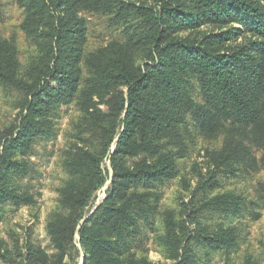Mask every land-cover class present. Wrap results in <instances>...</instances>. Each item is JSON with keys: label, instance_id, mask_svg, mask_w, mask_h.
I'll return each instance as SVG.
<instances>
[{"label": "trees", "instance_id": "16d2710c", "mask_svg": "<svg viewBox=\"0 0 264 264\" xmlns=\"http://www.w3.org/2000/svg\"><path fill=\"white\" fill-rule=\"evenodd\" d=\"M21 1L27 10L23 28L35 40L41 59L32 71L31 83H23L16 75V46L0 39V83L14 86L26 95V114L14 128L0 136V142L5 140L0 156V199L14 201L22 197L7 184L8 175L21 167V161L15 158L16 151L28 149L35 139V133H31V127L39 129L35 117L46 116L53 105L66 100L68 93L70 96L80 90L79 64L83 56L81 47L76 48L83 42L86 30L77 11L115 12L114 9L120 7L115 16L122 20L133 9L121 0ZM156 1L158 6L136 11L142 19L137 39L111 42L85 61L91 77L79 92V102L89 121L100 129L102 152L96 155L86 151L76 157L79 165L88 168L87 183L76 186L71 193L70 203L75 213L74 218L63 220L58 226V231L64 234L59 238L53 230L52 234H55L57 248H63L62 243L67 239L68 243L73 241L86 207L106 181L102 162L115 144L111 156L114 176L108 200L119 198L120 205L106 202L99 209L96 215L99 230L87 225L79 229L80 243L96 264H113L106 259L111 245L104 240L102 232L119 231L124 224L135 226L137 217L128 205L142 212L140 203L134 199L138 197L143 201L151 196L130 191L127 183L133 186L175 175L170 161L156 164L144 161L124 167L122 158L149 153V137L168 135L186 113L194 114L205 139H215L221 133L229 136L219 151L210 154L207 181L199 187L198 193L204 187L214 190L219 184L217 178L234 176L240 164L251 163L254 168H264V0ZM228 19L240 22L243 28L216 32L200 43L177 40L171 34L177 25L188 28L204 20L224 24ZM243 31L251 37L237 43ZM136 51L142 52V61L137 60ZM187 66L198 77L203 104H196L187 90L184 77ZM251 145L263 150L260 160L250 155ZM73 162L72 167L77 164ZM198 193L191 205L198 202ZM211 198L198 208L194 205L185 221L176 220L172 214L166 216L168 256L179 264L194 262L190 258L194 254V243L215 252L236 247L237 235L233 228H210L198 223V219L200 211L211 208L225 212L232 208L237 212L243 198L230 193ZM199 232L202 234L196 237ZM28 259L23 264L40 261L45 264L52 260L43 251L29 252ZM10 260L9 264H16ZM57 264H61V260ZM128 264L151 263L132 259ZM246 264L256 263L248 260Z\"/></svg>", "mask_w": 264, "mask_h": 264}, {"label": "rangeland", "instance_id": "374dc122", "mask_svg": "<svg viewBox=\"0 0 264 264\" xmlns=\"http://www.w3.org/2000/svg\"><path fill=\"white\" fill-rule=\"evenodd\" d=\"M121 1L133 7L122 20L115 16L120 7L114 9L115 12L80 9L76 13L86 30L83 42L76 48L78 50L81 47L83 56L79 64L82 71L79 92L91 77V70L85 64L89 55L111 42H127L131 37L137 39L142 19L136 11L159 5L156 0ZM57 11L60 12V9ZM26 18L27 10L21 0H0V39L13 42L16 46L17 79L29 84L32 71L41 59V52L33 37L23 28ZM231 20L228 19L224 24L204 20L188 28L177 25L171 34L177 40L200 43L216 32L243 28L240 22ZM250 37L248 32L243 31L237 43ZM68 44L72 45L70 41ZM135 55L138 61L143 60L142 52L136 51ZM184 77L191 98L196 104H203L198 77L190 66L186 67ZM79 92L70 96L68 93L66 100L53 105L46 116L37 115L35 121L39 129L31 127L35 139L28 149L16 151L15 158L21 161V167L8 175L7 184L16 189L22 200L0 199V264H9L10 259L16 264L28 262L29 252L32 251H43L52 258L45 264H57L60 260L61 264H96V260L86 253L80 243L79 229L87 225L95 231L99 230L96 220L99 209L106 202L120 205L119 198L108 200L114 176L111 156L115 152V144L102 162L106 181L86 207L73 241L68 243L67 239L62 243L63 248H57L55 234H52V230L57 238L64 234L58 231V226L63 220L74 218L75 213L70 203L71 193L76 186L87 183L88 168L79 165L76 157L86 151L96 155L102 152L100 129L89 121L81 109ZM25 99L23 91L0 83L1 137L26 114ZM172 127L168 135L149 137V153L122 158L124 167H133L144 161L148 164L170 161L174 165L175 175L145 184L132 186L127 183L130 191L151 196L143 201L138 197L134 199L140 203L142 212L128 205L137 217L135 226L124 224L119 231L102 232L104 240L111 245L106 259L113 264H128L132 259L146 260L151 264H179L168 256L165 242L167 214H172L178 221H185L194 205L198 208L211 197L230 193L243 198V204L237 212H233L235 210L232 208L227 210L229 212L216 208L200 211L198 223L210 228H233L237 235L236 247L215 252L194 243V254L190 257L194 262L189 264H246L248 260L264 264V168H254L251 163H247V166L240 164L234 176L218 177L216 181L219 184L214 190L204 187L198 193L199 187L207 181L210 154L219 151L229 136L221 133L215 139H205L196 117L190 112ZM4 142H0V156ZM262 153L261 148L250 146V155L257 161L261 159ZM73 161L78 165L72 167ZM196 193L200 195L198 202L191 205ZM200 234L202 232L196 233V237ZM31 264H41V261Z\"/></svg>", "mask_w": 264, "mask_h": 264}]
</instances>
